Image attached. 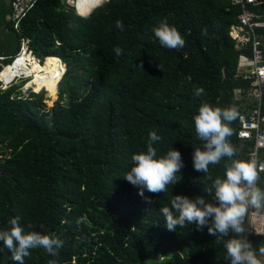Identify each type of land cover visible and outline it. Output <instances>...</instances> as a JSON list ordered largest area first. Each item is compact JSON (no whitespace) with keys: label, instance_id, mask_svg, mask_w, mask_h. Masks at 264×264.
I'll list each match as a JSON object with an SVG mask.
<instances>
[{"label":"trees","instance_id":"16d2710c","mask_svg":"<svg viewBox=\"0 0 264 264\" xmlns=\"http://www.w3.org/2000/svg\"><path fill=\"white\" fill-rule=\"evenodd\" d=\"M21 1L27 5L15 28L8 19L14 0H0L4 65L27 39L36 58L51 65L60 59L67 67L46 66L55 72L49 86L55 96L59 85L51 107L45 93L36 94L43 90L38 86L27 95L22 83L0 88V229L19 216L26 231L30 224L63 241L59 257L38 248L24 264H230L207 227L186 223L170 232L160 209L171 207L176 195L213 202L214 192L204 190L224 178L228 158L209 165L208 173L193 166L194 149L203 144L192 119L201 103L237 109L230 125L233 159L249 160L253 143L236 137L241 105L234 91L246 90L239 68L252 56L250 43L233 37L240 8L231 0H106L84 17L66 0ZM164 18L184 38L182 49L164 48L154 37L152 28ZM116 46L123 49L119 57ZM262 106L264 113V98ZM153 130L162 138L153 145L157 158L173 148L184 167L167 192L145 190L142 197L124 177L131 156L147 151ZM257 186L264 189V173ZM247 223L246 215L245 232L236 238L245 240ZM0 264H19L2 242Z\"/></svg>","mask_w":264,"mask_h":264},{"label":"clouds","instance_id":"9594fccd","mask_svg":"<svg viewBox=\"0 0 264 264\" xmlns=\"http://www.w3.org/2000/svg\"><path fill=\"white\" fill-rule=\"evenodd\" d=\"M66 2L80 15L78 3H76L78 0H66ZM26 5H22L21 1L23 14L19 18H14L13 9L10 20L13 21L15 28L24 17ZM239 26L234 29L235 32L238 31ZM116 28L120 31L124 30L122 21H116ZM152 32L164 48L179 50L185 46L181 33L175 26L169 24L167 18L160 20L152 28ZM202 34L207 35V31L205 30ZM237 35L233 34V37L237 39ZM113 51L117 57L123 54V49L119 46L114 47ZM22 56H28L31 59L26 62V67H31L32 62L44 65L49 59L42 61L36 58L30 49V40L22 39L20 52L13 58L10 65L5 66V59L0 58L3 70L14 66ZM139 67L142 68V62ZM17 79L23 84L22 91L26 89L28 81L32 80V78ZM15 80L9 84L14 85ZM1 84L3 85L4 82L1 81L0 86ZM203 92L204 89L198 87L194 95L200 97ZM41 93H47V91L42 90L36 94ZM237 116L238 112L234 106L219 108L207 102L200 104L198 113L192 119L197 137L203 144L202 147L194 149L193 166L197 172L208 173L209 165L219 164L222 159L228 158L224 164V178L217 177L211 187L204 190L208 195L214 192L213 202H208L204 196L192 199L176 195L171 199V207H162L160 212L170 232H175L177 226L184 227L186 223L195 224L198 230L207 227L208 233L217 237L216 243L223 245L226 250L225 259L230 260V264H264V259H262L264 258V246L257 250L247 240L236 238L245 232L243 224L249 208L255 209L258 215L264 214V189L257 186L259 180L257 167L259 171H264V163L258 166L256 160L233 159L236 149L229 140L233 134L230 125ZM161 139L156 131L149 132L147 151L134 153L131 156L132 166L124 177L128 183L139 189V195L142 197L145 190L152 194L167 192L169 186L178 182L177 174L184 167L181 153L173 148L157 158V150L153 145ZM208 179L212 180V177L208 176ZM145 199L151 203V200ZM20 219L19 216L11 218L8 221V227L0 229V242L11 253L13 261L24 264V258L30 255V251L38 248L44 249L51 257H59V250L63 247V241L59 237L55 234H42L31 230L32 225L30 224L26 231L21 226ZM230 233L235 235L230 236ZM48 264H58V259H50Z\"/></svg>","mask_w":264,"mask_h":264},{"label":"built area","instance_id":"2783aa9c","mask_svg":"<svg viewBox=\"0 0 264 264\" xmlns=\"http://www.w3.org/2000/svg\"><path fill=\"white\" fill-rule=\"evenodd\" d=\"M231 2L240 8L238 15L240 32L237 35V42L239 44L250 43L252 53L249 61L241 63L243 67L240 69V74H242V80L253 81L254 86H252L251 92L256 96V93H260L262 89L264 90V42L256 34L258 28H264V0H231ZM14 5H18V8L23 9L20 3L14 2ZM255 7L259 12L254 10ZM22 14L23 11L16 18H19ZM242 92L241 88L234 91L236 96ZM236 137L240 141L255 142V150L251 154V160H256L259 166V154L264 152V117L256 111L249 117L240 115ZM257 171L264 173V171H259V167H257ZM250 228L248 233H254L255 229Z\"/></svg>","mask_w":264,"mask_h":264},{"label":"crops","instance_id":"0c3cea01","mask_svg":"<svg viewBox=\"0 0 264 264\" xmlns=\"http://www.w3.org/2000/svg\"><path fill=\"white\" fill-rule=\"evenodd\" d=\"M261 9H262V7H261ZM254 10L259 12V10L256 7L254 8ZM11 16H12V14L8 17L9 20H10ZM239 32H240V28H238V31L235 32V34L237 35ZM256 34H257L258 38H261L262 41L264 42V33L258 31V32H256ZM240 69L241 68H239V70ZM242 81H244V80H242ZM252 82H253L252 80H247L246 84L248 86L246 87V90L243 91L238 96L235 95L236 96L235 100L238 101V103H240V105H241L240 115H244L245 117H249L256 111L262 117H264V113L262 112L264 90L262 89L260 93H256L257 94L256 96L253 95V93L251 92V89H253L252 86H254V84ZM238 141H240V140H238ZM240 142H245V141H240ZM250 143H253V147L248 149L247 154H248L249 160H251V154L255 150V142L252 141ZM258 162L259 163L264 162V152H260ZM258 174H262V173L258 172ZM246 215L248 216V223H247V228H246V233H245V240L250 242L252 244L253 248H256L258 250V248H259L258 244L260 243L259 238L260 237L264 238V214L258 215V214H256L255 209L249 208V211ZM250 227L255 229V232L252 234L248 233V230Z\"/></svg>","mask_w":264,"mask_h":264},{"label":"rangeland","instance_id":"374dc122","mask_svg":"<svg viewBox=\"0 0 264 264\" xmlns=\"http://www.w3.org/2000/svg\"><path fill=\"white\" fill-rule=\"evenodd\" d=\"M17 4L18 3H21V0H14ZM27 1H30V0H27ZM78 2H79V0H78ZM78 2H76V3H78ZM18 6V5H17ZM16 5H14L13 7H14V13H15V15H14V18H16L18 15H20V13L23 11V9H20V8H18ZM233 34H235V31H234V29H233ZM23 61V60H22ZM58 62H61L60 60H57ZM17 65H19L20 67H25V68H28V69H30V70H32L33 71V76H32V78H33V80L34 81H36L35 82V84H37V85H39L38 87L39 88H41V89H44V88H46V87H49V86H51V84L53 83L52 82V80H53V77L55 76V72L52 70V71H47V65L49 66V68L51 67V64H47L46 63V66H45V64L44 65H41L42 67L43 66H45L43 69L41 68H39V66L37 67V64L36 63H33L32 62V67L31 68H29V67H26V65H24V63L23 62H20V63H18ZM15 68V67H14ZM35 75V76H34ZM19 77V76H18ZM4 78H5V76H4ZM0 83H1V80H0ZM13 84H17V85H19V84H21V81H19L18 79H16L15 80V82L13 83ZM31 85H32V82H30L29 83V85H28V87H31ZM2 86V87H1ZM1 86H0V88H2V89H6V88H8V87H10V86H12V84H9V85H5V84H1ZM25 87H27V86H25ZM50 88V87H49ZM51 90L49 91V92H47V93H45V96H46V100H45V102H46V104H47V107H51V106H53L54 105V103H55V101L58 99V91H59V89L57 88V96H55V91H56V89H52V88H50ZM30 91H32V92H35L34 91V89L33 88H24L23 89V92L27 95ZM54 96V97H53ZM197 251H198V249L197 248H194L192 251H189L188 253L191 255V254H195V253H197ZM187 253V254H188Z\"/></svg>","mask_w":264,"mask_h":264},{"label":"bare ground","instance_id":"6f19581e","mask_svg":"<svg viewBox=\"0 0 264 264\" xmlns=\"http://www.w3.org/2000/svg\"><path fill=\"white\" fill-rule=\"evenodd\" d=\"M105 1L106 0H79V2H78V11H79V14L82 15V16L87 17L96 7L100 6ZM27 61H31L30 57H28V56H22V58L14 66H9V67L5 68L4 70H2V74L0 76H5V78L3 79V82H4L5 85L11 83L14 79H17V78H32V76H33V71L32 70H30L28 68H25V67H20L19 65H17L20 62H23L24 65H26V62ZM56 61L57 60H55V62ZM55 62H54V64H55ZM36 64H37V67L39 66L40 69L41 68L43 69L46 66L45 65V66L42 67L38 63H36ZM53 65H51V67ZM31 67H32V65H31ZM31 67H29V68H31ZM8 69H10V70L12 69L13 72H10V73L7 72ZM30 82H32V85H31V87H28V85H29ZM35 82L36 81H34L33 78H32V80L28 81V84H27V87L26 88H33L34 86H39V85L35 84ZM45 89H47V88H44L43 90H45Z\"/></svg>","mask_w":264,"mask_h":264},{"label":"flooded vegetation","instance_id":"af4514ba","mask_svg":"<svg viewBox=\"0 0 264 264\" xmlns=\"http://www.w3.org/2000/svg\"><path fill=\"white\" fill-rule=\"evenodd\" d=\"M8 1V0H7Z\"/></svg>","mask_w":264,"mask_h":264}]
</instances>
